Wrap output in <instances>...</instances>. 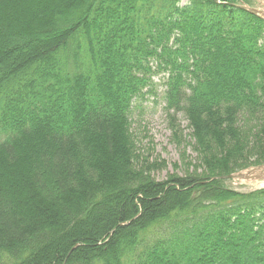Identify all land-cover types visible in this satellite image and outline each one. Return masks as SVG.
<instances>
[{
    "label": "trees",
    "instance_id": "1",
    "mask_svg": "<svg viewBox=\"0 0 264 264\" xmlns=\"http://www.w3.org/2000/svg\"><path fill=\"white\" fill-rule=\"evenodd\" d=\"M241 2L0 0V264H264V186L226 184L264 164V20ZM158 74L197 159L162 180L129 117Z\"/></svg>",
    "mask_w": 264,
    "mask_h": 264
},
{
    "label": "rangeland",
    "instance_id": "2",
    "mask_svg": "<svg viewBox=\"0 0 264 264\" xmlns=\"http://www.w3.org/2000/svg\"><path fill=\"white\" fill-rule=\"evenodd\" d=\"M248 1L252 6L259 7L261 5L259 0ZM157 78H159L157 75L154 76V80L158 84L161 80H157ZM162 89V86L158 84L156 94H149L146 99L134 105L129 114L131 130L135 134L139 152H150L152 157L164 159L166 162L165 168L152 172L154 177L159 180L165 179L168 173L184 175L187 169L190 171L193 169L192 165L187 166L185 163L197 161L196 154L191 148V128L182 113L175 116L182 130V136L177 140L172 135L169 118L164 110V102L161 97ZM239 123L242 124L243 121L240 119ZM226 184L241 191L253 190L264 185L262 182H241L232 179H228Z\"/></svg>",
    "mask_w": 264,
    "mask_h": 264
},
{
    "label": "water",
    "instance_id": "3",
    "mask_svg": "<svg viewBox=\"0 0 264 264\" xmlns=\"http://www.w3.org/2000/svg\"><path fill=\"white\" fill-rule=\"evenodd\" d=\"M242 7L247 11H250L251 13L256 14L260 18L264 19V10H258L248 6ZM227 177L239 181L259 182L260 180H264V165L248 167L232 174H229Z\"/></svg>",
    "mask_w": 264,
    "mask_h": 264
},
{
    "label": "bare ground",
    "instance_id": "4",
    "mask_svg": "<svg viewBox=\"0 0 264 264\" xmlns=\"http://www.w3.org/2000/svg\"><path fill=\"white\" fill-rule=\"evenodd\" d=\"M262 165H264V164H262ZM258 166V165H257Z\"/></svg>",
    "mask_w": 264,
    "mask_h": 264
}]
</instances>
